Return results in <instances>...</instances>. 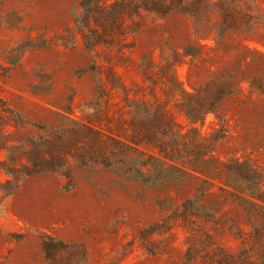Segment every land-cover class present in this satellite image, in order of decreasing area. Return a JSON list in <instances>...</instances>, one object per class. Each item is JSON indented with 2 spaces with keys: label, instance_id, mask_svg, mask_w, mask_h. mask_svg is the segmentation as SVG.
Returning a JSON list of instances; mask_svg holds the SVG:
<instances>
[{
  "label": "rangeland",
  "instance_id": "1",
  "mask_svg": "<svg viewBox=\"0 0 264 264\" xmlns=\"http://www.w3.org/2000/svg\"><path fill=\"white\" fill-rule=\"evenodd\" d=\"M82 4L0 0V162L20 168L46 140L55 152L28 178L0 169L13 181L0 264H50L44 242L57 264H218L258 248L264 0H187L164 18Z\"/></svg>",
  "mask_w": 264,
  "mask_h": 264
},
{
  "label": "trees",
  "instance_id": "2",
  "mask_svg": "<svg viewBox=\"0 0 264 264\" xmlns=\"http://www.w3.org/2000/svg\"><path fill=\"white\" fill-rule=\"evenodd\" d=\"M86 1L87 0H84V4H82V8H84L86 14H91L93 9L96 8L101 11V15L108 16L109 18H114V15L122 17V14L127 12L128 9H131L133 14L138 17H142L143 15H156L159 18H164L172 12L177 11L185 13L187 11V0H177V2L175 0H131V6H128L125 1H121L106 7H102L98 4L89 6L85 4ZM89 24V18L85 17L83 21L80 22L79 28L88 26ZM87 43L92 46L89 42ZM52 146H54L53 142L51 140H46L38 145H34L31 150H26L24 157L27 162L22 164L20 168L16 166V157L10 154L8 160L0 162V169L4 171L6 176L15 181L46 171L53 163V159H55V152ZM47 155L50 158H48ZM57 155L56 158L61 159L60 155ZM239 166L242 167L244 165L239 164ZM12 182L11 180H7L4 183L0 181V191H4L5 187L11 186ZM11 193L10 190L7 192V195ZM254 240L260 247H256L255 250H243L238 257L226 258L218 264H264V233H259L257 237H254ZM57 246L52 243L44 242L43 247L50 264L58 263L55 255L58 252L56 249ZM254 253H256L258 258L253 260L252 255Z\"/></svg>",
  "mask_w": 264,
  "mask_h": 264
}]
</instances>
